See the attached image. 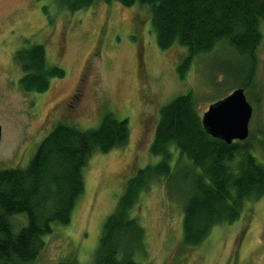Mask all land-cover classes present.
<instances>
[{
    "label": "rangeland",
    "instance_id": "rangeland-1",
    "mask_svg": "<svg viewBox=\"0 0 264 264\" xmlns=\"http://www.w3.org/2000/svg\"><path fill=\"white\" fill-rule=\"evenodd\" d=\"M34 43L43 45L49 67L63 70L39 93L21 87L14 61L17 49ZM185 53L177 44L159 49L146 11L136 5L97 0L68 11L58 0H0V169L24 168L58 123L88 130L108 113L125 118L129 129L125 145L90 155L69 223L53 224L29 264H92L103 221L124 184L159 160L148 147L160 108L190 93L201 117L209 104L241 88L229 74L246 61L226 42L194 56L180 77ZM252 78L254 92L242 87L252 107L248 141L264 161V26ZM140 195L132 212L144 229L143 252L136 256L142 264H264V196L246 203L237 221L211 228L199 245L182 247L181 198L169 197L160 180ZM24 221L12 216L13 231Z\"/></svg>",
    "mask_w": 264,
    "mask_h": 264
},
{
    "label": "trees",
    "instance_id": "trees-1",
    "mask_svg": "<svg viewBox=\"0 0 264 264\" xmlns=\"http://www.w3.org/2000/svg\"><path fill=\"white\" fill-rule=\"evenodd\" d=\"M96 1L58 0L68 11L88 8ZM100 1L144 9L159 49L173 44L184 47L185 56L177 66L180 77L194 56L226 42L246 61L231 69L229 76L239 87L254 92L264 0ZM14 61L22 73L19 84L27 91L43 92L50 77L63 74L61 68L48 66L41 44L17 49ZM128 136L126 119L108 113L93 129L58 123L24 168L0 169V264L31 263L53 224L69 223L83 194L82 170L90 155L121 147ZM248 140L247 136L243 142L227 144L209 136L190 93L176 95L164 104L148 147L159 160L139 169L124 184L114 209L103 221L92 264H142L136 256L143 252L144 229L132 209L153 180L163 182L169 197L181 198L182 247H195L211 228L237 221L246 203L264 196V161L257 159ZM16 215L25 221L14 232L10 218Z\"/></svg>",
    "mask_w": 264,
    "mask_h": 264
},
{
    "label": "water",
    "instance_id": "water-1",
    "mask_svg": "<svg viewBox=\"0 0 264 264\" xmlns=\"http://www.w3.org/2000/svg\"><path fill=\"white\" fill-rule=\"evenodd\" d=\"M251 112L252 107L246 100L243 89L236 88L222 99L209 104L200 121L209 136L229 144L247 138Z\"/></svg>",
    "mask_w": 264,
    "mask_h": 264
}]
</instances>
